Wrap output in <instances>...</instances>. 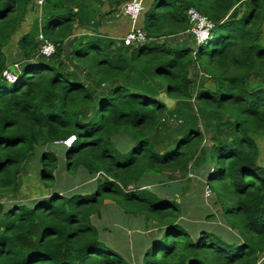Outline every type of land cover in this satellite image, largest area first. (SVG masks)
<instances>
[{
	"label": "trees",
	"instance_id": "1",
	"mask_svg": "<svg viewBox=\"0 0 264 264\" xmlns=\"http://www.w3.org/2000/svg\"><path fill=\"white\" fill-rule=\"evenodd\" d=\"M128 1L46 0L49 10L67 12L53 13L38 33L28 31L34 0H0V264H261L264 0H146L139 21L148 43L121 51L99 38L67 52L76 7L108 4L115 12ZM192 8L215 24L213 39L197 49L168 44L189 34ZM40 34L56 45L50 58L38 56ZM11 49L21 57L11 58ZM15 65L18 81L10 83L4 73ZM170 114L183 120L184 135L160 144ZM208 115L227 122L230 136L198 128ZM60 149L73 182L94 180L96 191L54 193L32 209L9 204L35 164L42 181H55ZM193 172L220 206L222 222L212 229L183 217L192 216L185 184L173 180ZM103 211L130 232L146 221L158 233L134 236L133 261L101 238L94 220Z\"/></svg>",
	"mask_w": 264,
	"mask_h": 264
},
{
	"label": "rangeland",
	"instance_id": "2",
	"mask_svg": "<svg viewBox=\"0 0 264 264\" xmlns=\"http://www.w3.org/2000/svg\"><path fill=\"white\" fill-rule=\"evenodd\" d=\"M143 1L145 5L146 0ZM19 39L20 38H17L15 45L17 44ZM13 54L16 57L19 56L20 53H18L17 50L12 51L11 49L9 52L11 58ZM197 81H199V78H197ZM148 82L150 83V85L154 83L152 79H148ZM201 82L207 86L211 84V81L207 79L206 76L201 77ZM155 84L158 85L159 82H155ZM159 97L161 99L167 100L169 104L173 107L174 102L169 100L166 95L165 96L162 95ZM207 120L208 121L206 122L205 118L202 117L201 122L198 126V128L200 129L203 128V130H206V134L212 135L214 134V132L218 131L219 129L220 131H223L226 134L225 136L227 135L230 136V126L221 117H212L208 115ZM182 121L183 120L178 118L176 115L170 114L169 116H167V120L165 122L166 125L164 128H161L160 134L156 138L158 139L157 142L160 144H164V142H168L169 144L177 143L178 140L181 138V136L184 135V131L181 128L179 129V125L182 123ZM58 156L60 158V163L55 181H50V180L42 181L39 175L41 169L39 167L40 165L39 163L35 164V168L32 171L33 174L28 170L24 172L21 179L22 188L19 194L15 195V197L19 198L17 200L23 201V204H25L30 209L34 208L35 203H31L29 202V200H34L38 197L37 195L31 196V192L36 191V189H34L36 185L35 183H39L40 187L44 186V188L50 190L52 194H54V191L56 193H62V194H67L73 190H76V192L83 194L93 193L96 191V186H97L96 183L81 182V184H78L76 181L73 182L71 175L65 171V167H66L65 150L60 149V152H58ZM205 179H206L205 177L197 175L196 172H193L191 175L188 176L187 179L176 177L173 180V181L183 182L185 184V190L181 196L186 198L188 213L192 214V216L189 217L187 215H184L183 217L189 219L192 228L196 226L197 227L204 226L205 228L212 229L214 227H217L222 222L221 219L222 217L221 214L219 213L220 206H217L214 203L215 195L213 194L211 198H208L209 195L207 193L208 188L204 187L206 182ZM173 181H167L165 179L162 182L166 184H171ZM199 193L201 194L202 198L201 200L199 199L200 201L198 200L199 202H197L196 197L199 195ZM9 201H13V199ZM12 203L15 202H11L10 204ZM106 205L114 206L110 200L106 201ZM107 211L106 212L103 211L102 216L94 220V224L100 230L101 238L105 240L109 246L113 247L119 253L123 254L126 257H129L131 260L134 261L136 258H138V256H136L135 254L136 243L134 241V236L136 234L142 236H149L152 233H158L156 226L155 225L153 226V224L150 226L148 222L142 221L135 228V232H130L126 224L122 222V220L119 218V216L116 215V213H112L113 211L111 212H107ZM210 213L217 214L218 219L216 221H207L205 217ZM222 228L225 229V227ZM228 231L237 234V231L234 229H229ZM261 264H264V257L261 260Z\"/></svg>",
	"mask_w": 264,
	"mask_h": 264
},
{
	"label": "crops",
	"instance_id": "3",
	"mask_svg": "<svg viewBox=\"0 0 264 264\" xmlns=\"http://www.w3.org/2000/svg\"><path fill=\"white\" fill-rule=\"evenodd\" d=\"M34 10L32 13L34 14V20L32 25H28L29 30H38L43 27L46 20L54 14H65L67 10L62 11H51L49 8L44 5L42 8H37L34 5ZM75 13L77 14V23H76V31L74 35L69 39L66 43L67 52L70 50H74L78 47L79 43L83 41H88L91 39H102L108 42H114L115 47H119L121 51L127 47L124 43V37L131 31L134 27L133 23L130 19L123 15V7L114 12L112 10L111 5H105L100 10H92L86 5H79L75 8ZM120 13V14H119ZM116 17V18H114ZM138 25V26H137ZM136 26L142 28V24L140 21ZM166 42L170 45H176L179 48L182 47H191L197 49L199 47L193 35L189 34H181L178 36H174L172 38L166 39ZM14 57V54H13ZM20 65H16L17 70ZM72 68V64H69ZM159 89V96H165L164 90L162 88ZM32 172V171H30ZM33 174V172H32ZM94 181V180H93ZM91 181V182H93ZM36 191L31 192V196L37 195L38 197L34 200H29L31 203H36L38 200L43 198H48L52 195L50 190L44 188V186L40 187L39 183H35ZM207 187V186H206ZM32 188V189H33ZM54 193H56L54 191ZM61 194V193H60ZM18 195V194H17ZM213 194L209 195L208 198H211ZM19 198L14 197L13 201H17L18 203H23V201L17 200ZM8 201V200H7ZM9 203V204H10Z\"/></svg>",
	"mask_w": 264,
	"mask_h": 264
},
{
	"label": "built area",
	"instance_id": "4",
	"mask_svg": "<svg viewBox=\"0 0 264 264\" xmlns=\"http://www.w3.org/2000/svg\"><path fill=\"white\" fill-rule=\"evenodd\" d=\"M34 1L37 8H42L46 3V0ZM144 9L145 5L143 0H130L123 6V15L128 17L134 25L133 29L129 31L128 34L124 37V43L127 46L143 45L148 43L146 31L143 28L137 27L140 16L144 12ZM188 15L192 24L191 29L188 31V33L194 36L199 46L208 44L213 39L212 33L215 28V24L194 8L189 10ZM39 41L40 50L38 56L50 58L53 54H55V44L47 41L42 34H40L39 36ZM14 67L16 68V65ZM4 76L10 83H15L18 81V77L16 76L15 72L11 71L10 68L4 73ZM76 139V136H71L69 139L63 141L62 143L67 147H71ZM207 188V193L209 195L213 194L210 187L207 186Z\"/></svg>",
	"mask_w": 264,
	"mask_h": 264
},
{
	"label": "water",
	"instance_id": "5",
	"mask_svg": "<svg viewBox=\"0 0 264 264\" xmlns=\"http://www.w3.org/2000/svg\"><path fill=\"white\" fill-rule=\"evenodd\" d=\"M37 40H38V42H39V39H37ZM10 70L15 72V71H16V68H15L14 66H11V67H10ZM163 100H164V99H163ZM165 101L169 104V102H168L167 100H165ZM169 105H170V104H169Z\"/></svg>",
	"mask_w": 264,
	"mask_h": 264
}]
</instances>
